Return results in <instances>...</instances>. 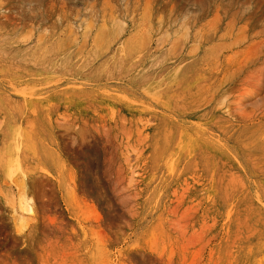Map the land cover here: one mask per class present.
Returning <instances> with one entry per match:
<instances>
[{
    "label": "rangeland",
    "instance_id": "rangeland-1",
    "mask_svg": "<svg viewBox=\"0 0 264 264\" xmlns=\"http://www.w3.org/2000/svg\"><path fill=\"white\" fill-rule=\"evenodd\" d=\"M0 264H264V0H0Z\"/></svg>",
    "mask_w": 264,
    "mask_h": 264
},
{
    "label": "bare ground",
    "instance_id": "bare-ground-1",
    "mask_svg": "<svg viewBox=\"0 0 264 264\" xmlns=\"http://www.w3.org/2000/svg\"><path fill=\"white\" fill-rule=\"evenodd\" d=\"M20 209L23 212L30 213L32 211L31 205L26 201V198H19Z\"/></svg>",
    "mask_w": 264,
    "mask_h": 264
}]
</instances>
